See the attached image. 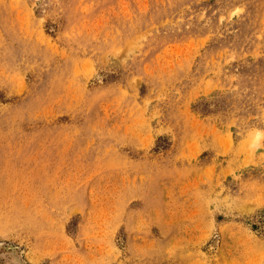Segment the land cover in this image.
<instances>
[{"label":"rangeland","instance_id":"rangeland-1","mask_svg":"<svg viewBox=\"0 0 264 264\" xmlns=\"http://www.w3.org/2000/svg\"><path fill=\"white\" fill-rule=\"evenodd\" d=\"M0 264H264V0H0Z\"/></svg>","mask_w":264,"mask_h":264}]
</instances>
